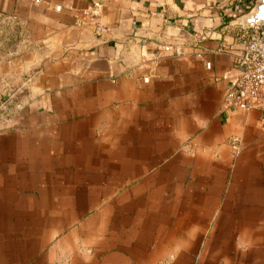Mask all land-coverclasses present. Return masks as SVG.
Segmentation results:
<instances>
[{"label": "crops", "instance_id": "0c3cea01", "mask_svg": "<svg viewBox=\"0 0 264 264\" xmlns=\"http://www.w3.org/2000/svg\"><path fill=\"white\" fill-rule=\"evenodd\" d=\"M254 3L0 0V76L37 94L0 124V264H264V92L221 78ZM180 34L202 58H155Z\"/></svg>", "mask_w": 264, "mask_h": 264}, {"label": "built area", "instance_id": "2783aa9c", "mask_svg": "<svg viewBox=\"0 0 264 264\" xmlns=\"http://www.w3.org/2000/svg\"><path fill=\"white\" fill-rule=\"evenodd\" d=\"M86 19L95 24L97 35L106 32L107 28L99 22L102 14V4L93 1L83 9ZM164 19V15L157 14ZM236 36L241 44L240 52L235 58V66L232 70L223 72L221 78L228 81L222 102L227 107L249 109L257 106V100L264 92V24L251 28L239 26ZM134 40L130 38L128 41ZM205 53L200 40L187 39L182 34L173 38L159 40V48L156 57L170 56L173 58H185L195 56L202 58ZM207 68L211 63L206 61ZM237 137L230 140L233 148H237Z\"/></svg>", "mask_w": 264, "mask_h": 264}, {"label": "rangeland", "instance_id": "374dc122", "mask_svg": "<svg viewBox=\"0 0 264 264\" xmlns=\"http://www.w3.org/2000/svg\"><path fill=\"white\" fill-rule=\"evenodd\" d=\"M8 26L0 20V31L6 32ZM7 47V40L0 39V49L5 51ZM33 76L34 70L21 69L14 75L5 71L0 76V124H6L26 107L33 105L37 95L33 88Z\"/></svg>", "mask_w": 264, "mask_h": 264}, {"label": "water", "instance_id": "95a60500", "mask_svg": "<svg viewBox=\"0 0 264 264\" xmlns=\"http://www.w3.org/2000/svg\"><path fill=\"white\" fill-rule=\"evenodd\" d=\"M235 23L243 28H251L264 24V0H255L252 8L239 15Z\"/></svg>", "mask_w": 264, "mask_h": 264}]
</instances>
